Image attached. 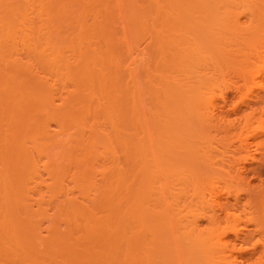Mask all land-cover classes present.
Instances as JSON below:
<instances>
[{
    "label": "bare ground",
    "instance_id": "bare-ground-1",
    "mask_svg": "<svg viewBox=\"0 0 264 264\" xmlns=\"http://www.w3.org/2000/svg\"><path fill=\"white\" fill-rule=\"evenodd\" d=\"M262 176L264 0H0V264H264Z\"/></svg>",
    "mask_w": 264,
    "mask_h": 264
},
{
    "label": "rangeland",
    "instance_id": "rangeland-1",
    "mask_svg": "<svg viewBox=\"0 0 264 264\" xmlns=\"http://www.w3.org/2000/svg\"><path fill=\"white\" fill-rule=\"evenodd\" d=\"M252 174H249V176H251ZM252 176H254V175H252ZM250 179H251V177H249ZM255 177H252V180L254 179ZM256 179H257V177L255 178V181H256ZM262 179H264V176H262V178L261 179H258L257 181H256V183H257V185H259L260 183L259 182H261V181H259V180H262ZM263 181V183H264V180H262ZM262 183V182H261Z\"/></svg>",
    "mask_w": 264,
    "mask_h": 264
}]
</instances>
